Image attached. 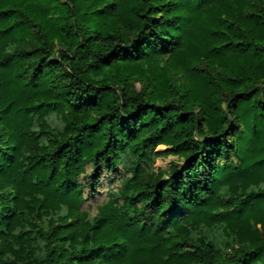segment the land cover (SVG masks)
<instances>
[{
    "label": "trees",
    "instance_id": "16d2710c",
    "mask_svg": "<svg viewBox=\"0 0 264 264\" xmlns=\"http://www.w3.org/2000/svg\"><path fill=\"white\" fill-rule=\"evenodd\" d=\"M0 264H264V0H0Z\"/></svg>",
    "mask_w": 264,
    "mask_h": 264
},
{
    "label": "rangeland",
    "instance_id": "374dc122",
    "mask_svg": "<svg viewBox=\"0 0 264 264\" xmlns=\"http://www.w3.org/2000/svg\"><path fill=\"white\" fill-rule=\"evenodd\" d=\"M166 146L161 145L159 150H165ZM181 162L180 158L176 155H168V156H161L155 162L156 168H161L164 170H168L172 164H179Z\"/></svg>",
    "mask_w": 264,
    "mask_h": 264
}]
</instances>
